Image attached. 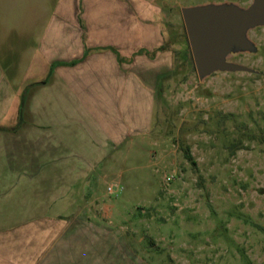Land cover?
<instances>
[{"label":"rangeland","instance_id":"1","mask_svg":"<svg viewBox=\"0 0 264 264\" xmlns=\"http://www.w3.org/2000/svg\"><path fill=\"white\" fill-rule=\"evenodd\" d=\"M166 2L161 4L166 48L151 59L137 55L121 67V74L146 80L150 72H164L158 85L145 81L153 90L151 127L143 137L119 142L112 168L85 187L96 194H79L74 213L86 211L118 230L119 250L129 264H264V24L247 28L249 46L234 45L225 56L247 70L198 75L182 8L233 4L245 9L253 0ZM26 22L0 19V74L15 91L25 84L17 77L26 80L43 68L25 64L48 57L17 41L14 29ZM186 43L182 60L178 54ZM135 52L121 50L128 56ZM38 77L41 84L49 79ZM185 146L194 165L184 157ZM110 184L119 186L118 193L107 191ZM93 198L108 208L93 207Z\"/></svg>","mask_w":264,"mask_h":264},{"label":"crops","instance_id":"2","mask_svg":"<svg viewBox=\"0 0 264 264\" xmlns=\"http://www.w3.org/2000/svg\"><path fill=\"white\" fill-rule=\"evenodd\" d=\"M162 2L168 1L0 0V19L27 20L14 29L17 41L48 54L25 64L43 68L26 80L17 77L25 83L17 91L0 74L6 84L0 125L21 119L15 130L0 129V264H129L118 230L74 211L79 194H96L85 187L112 168L119 142L143 137L151 127L153 90L145 81L158 85L164 72H150L146 80L121 74V67L164 49L153 56L121 50L163 44ZM112 48L126 59L119 62ZM84 51L77 63L48 74L51 61ZM92 202L100 211L109 206Z\"/></svg>","mask_w":264,"mask_h":264},{"label":"water","instance_id":"3","mask_svg":"<svg viewBox=\"0 0 264 264\" xmlns=\"http://www.w3.org/2000/svg\"><path fill=\"white\" fill-rule=\"evenodd\" d=\"M182 18L198 75L217 70H247L225 61L234 45L246 48L247 28L264 24V0H253L242 9L236 5H195L182 8Z\"/></svg>","mask_w":264,"mask_h":264},{"label":"trees","instance_id":"4","mask_svg":"<svg viewBox=\"0 0 264 264\" xmlns=\"http://www.w3.org/2000/svg\"><path fill=\"white\" fill-rule=\"evenodd\" d=\"M166 43H167V42L163 43V44L160 45L158 48H156L155 50H152V51H148V50H146V49L141 48V49L137 50V51L135 52L134 55H137V54H145V55H147V56H153L154 53H155L157 50L165 49V48H166ZM187 48H188V44L186 43V45L183 46V47L179 50V54H178V55L181 57L182 60H185V59H186V56H187V54H186ZM112 50H113V52H114V54H115V56H116V59H117L119 62H121V61H123L124 59H126V58H124L122 55H120V53H119L115 48H112ZM85 55H86V51H84L83 54H82L80 57H78V58H74V59H71V60H53V61H51V63L49 64L48 74L53 70V68H54L55 66H57V65H73V64L77 63L78 61H80L82 58H84ZM48 74H47V75H48ZM158 91H159V90H158ZM158 91H157V92H158ZM23 99H24V95H23ZM20 122H21V119L18 120L17 124H15V125H13V126H9V127H5V126L0 125V129H12V130H15V129L17 128V126H18V123H20ZM183 154H184V157H185V158H186L191 164H193V165L195 164V161H194V159H193V157H192V155H191V153H190V151H189V148H188L187 146H185V147L183 148Z\"/></svg>","mask_w":264,"mask_h":264},{"label":"built area","instance_id":"5","mask_svg":"<svg viewBox=\"0 0 264 264\" xmlns=\"http://www.w3.org/2000/svg\"><path fill=\"white\" fill-rule=\"evenodd\" d=\"M171 178V176H166V178L165 179H170ZM107 191L109 192V193H118V191H119V186L117 185V184H110V185H108V187H107Z\"/></svg>","mask_w":264,"mask_h":264}]
</instances>
